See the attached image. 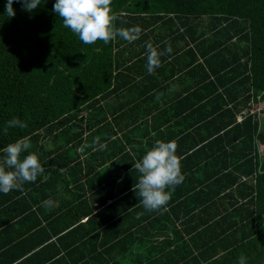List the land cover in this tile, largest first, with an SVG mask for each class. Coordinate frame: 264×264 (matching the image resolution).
I'll return each instance as SVG.
<instances>
[{
    "label": "trees",
    "instance_id": "1",
    "mask_svg": "<svg viewBox=\"0 0 264 264\" xmlns=\"http://www.w3.org/2000/svg\"><path fill=\"white\" fill-rule=\"evenodd\" d=\"M6 2L0 158L27 136L44 172L0 193V264H264V0H113L142 32L91 45L55 0ZM148 43L172 48L152 75ZM13 118L27 127L5 135ZM156 140L177 141L185 180L149 212L134 164Z\"/></svg>",
    "mask_w": 264,
    "mask_h": 264
},
{
    "label": "clouds",
    "instance_id": "2",
    "mask_svg": "<svg viewBox=\"0 0 264 264\" xmlns=\"http://www.w3.org/2000/svg\"><path fill=\"white\" fill-rule=\"evenodd\" d=\"M42 2L43 0H7L5 15L8 18L15 17L13 3H20L23 11L31 13ZM112 3L113 0H55L53 11L62 20L63 26L70 29L84 44L91 45L97 41L108 44L118 36L128 42L139 38L142 32L139 26L131 28L115 26L117 13L114 12ZM171 52L170 44L162 52L158 50V46L154 47L148 43L146 64L148 74H154L155 69L161 66L160 58ZM26 127L24 121L13 118L6 122L3 132L6 135L9 128ZM95 143L99 144L98 138ZM31 147L29 137L25 136L2 149L5 155L0 158V193L6 195L12 190L23 191L25 183H34L38 176L43 174L44 168L35 152L21 159L22 153ZM82 147L86 148L88 145ZM99 148L103 149L104 145L99 144ZM177 148L176 140L168 142L156 140L154 146L134 164L140 176L138 183L133 186V191L139 192V198L146 211H167L166 205L176 186L185 180ZM54 203L49 199L43 202V206L50 209ZM238 264H246V257L243 254L239 257Z\"/></svg>",
    "mask_w": 264,
    "mask_h": 264
}]
</instances>
